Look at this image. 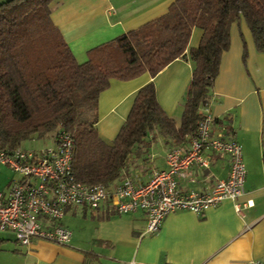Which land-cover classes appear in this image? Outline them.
I'll return each mask as SVG.
<instances>
[{"label": "crops", "instance_id": "0c3cea01", "mask_svg": "<svg viewBox=\"0 0 264 264\" xmlns=\"http://www.w3.org/2000/svg\"><path fill=\"white\" fill-rule=\"evenodd\" d=\"M173 1L54 0L49 13L75 59L84 61L87 49L164 14ZM200 31L194 27L190 32L185 58H175L154 76L143 72L128 80L109 79L96 99L94 126L100 138L113 139L137 90L150 81L162 110L179 123L192 70L188 49L197 46ZM228 31L229 47L220 55L207 108L220 120L212 124L213 135L224 132L241 145L246 170L243 194L198 214L185 209L170 212L158 231L149 235L141 210L116 214L105 205L96 209L71 205L63 215L73 219L72 230L62 221L63 215L60 219L71 231L67 244L33 239L20 250L12 232L2 230L0 264H246L249 259H264V55L255 50L243 18ZM173 146L157 136L145 152L132 158L120 179L147 182L153 169L166 167L164 154ZM186 146L188 141L178 147ZM203 153L208 167L192 164L177 179L181 191L209 190L216 179L228 175L227 155L209 149ZM246 201L251 205L242 206ZM234 203L241 205L240 211L233 209Z\"/></svg>", "mask_w": 264, "mask_h": 264}, {"label": "trees", "instance_id": "16d2710c", "mask_svg": "<svg viewBox=\"0 0 264 264\" xmlns=\"http://www.w3.org/2000/svg\"><path fill=\"white\" fill-rule=\"evenodd\" d=\"M53 1L0 0V147L11 150L45 137L52 142L66 131L74 139L72 177L82 183L109 187L157 136L170 146L194 136L209 106L220 55L229 47L228 30L239 17L264 55V0H174L164 14L87 49L81 62L51 20ZM194 27L201 36L188 49L192 70L179 123L162 110L150 81L137 90L113 139L100 138L96 99L109 79L154 76L185 58Z\"/></svg>", "mask_w": 264, "mask_h": 264}, {"label": "built area", "instance_id": "2783aa9c", "mask_svg": "<svg viewBox=\"0 0 264 264\" xmlns=\"http://www.w3.org/2000/svg\"><path fill=\"white\" fill-rule=\"evenodd\" d=\"M212 119L205 108L188 146L167 149L166 167L153 169L143 183L128 176L109 187L75 180L70 165L74 139L66 131H58L52 142L41 148L0 147V167L12 173L0 188V230L12 232L21 245L27 246L33 239L67 244L71 231L60 223L65 209L71 205L92 209L105 205L116 214L141 210L144 232L149 235L158 231L170 212L185 209L198 214L223 200L234 201L243 194L246 173L241 145L233 138L213 135ZM205 149L227 155L228 175L216 179L209 190L181 191L177 179L192 164L208 167ZM248 205L250 201L242 204ZM240 207L234 203L233 209L240 211ZM246 264H264V259H249Z\"/></svg>", "mask_w": 264, "mask_h": 264}, {"label": "rangeland", "instance_id": "374dc122", "mask_svg": "<svg viewBox=\"0 0 264 264\" xmlns=\"http://www.w3.org/2000/svg\"><path fill=\"white\" fill-rule=\"evenodd\" d=\"M83 58L82 59L77 58V60L81 61V60H83ZM49 139H50L49 137H45L42 139H34L31 141L27 140V141L23 142L21 146L24 148H40L44 144H50L51 141ZM11 175H12V173L7 169V167L6 168L0 167V188H3L4 184H6L8 181L7 179H9L11 177ZM69 216H70L69 214L63 215L62 221L64 223H66L70 227V229L72 230V228L74 227L73 226V219L71 218V220H68V219H70ZM75 219H81V218H75ZM3 233H5V232L0 231V237H2V235H4ZM25 248H26L25 245H20V244L17 245V249H20V250L24 249L25 250Z\"/></svg>", "mask_w": 264, "mask_h": 264}]
</instances>
